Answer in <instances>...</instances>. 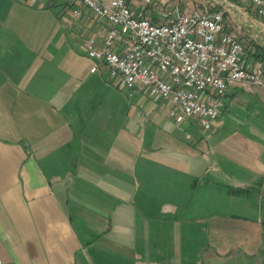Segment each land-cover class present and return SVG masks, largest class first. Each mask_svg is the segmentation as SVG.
Returning <instances> with one entry per match:
<instances>
[{
    "label": "crops",
    "instance_id": "crops-1",
    "mask_svg": "<svg viewBox=\"0 0 264 264\" xmlns=\"http://www.w3.org/2000/svg\"><path fill=\"white\" fill-rule=\"evenodd\" d=\"M236 3L257 28L252 7ZM67 10L64 0L35 7L0 0V261L188 264L194 227L206 219L193 210L227 199L264 210V127L255 123L263 133L256 137L219 135L224 103L209 130L185 123L196 130L176 129L166 140L161 132L173 128L143 121L142 146L132 145L130 111L121 121L107 93L97 97L104 78L89 73L84 42L70 38L76 20H67ZM83 16L75 17L82 27L89 25ZM234 84L225 99L246 89L264 111V88ZM258 222L252 234L244 228L245 235L213 239L201 224L197 264L235 256L231 245L212 248L224 239L242 243L250 257L256 241L264 247Z\"/></svg>",
    "mask_w": 264,
    "mask_h": 264
},
{
    "label": "built area",
    "instance_id": "built-area-1",
    "mask_svg": "<svg viewBox=\"0 0 264 264\" xmlns=\"http://www.w3.org/2000/svg\"><path fill=\"white\" fill-rule=\"evenodd\" d=\"M187 1L64 0L74 17L83 8L102 25L100 39L84 42L90 74L118 89H138L176 124L209 130L224 108L229 84L264 88V62L249 59L226 29L224 10L191 9ZM240 1L264 25V0Z\"/></svg>",
    "mask_w": 264,
    "mask_h": 264
},
{
    "label": "rangeland",
    "instance_id": "rangeland-1",
    "mask_svg": "<svg viewBox=\"0 0 264 264\" xmlns=\"http://www.w3.org/2000/svg\"><path fill=\"white\" fill-rule=\"evenodd\" d=\"M236 1L238 0L231 1L230 4H233V6H229L227 0H188L187 2H189V6L191 9H193L194 7L197 9H202V6L204 5L207 6L209 10H224L227 17L225 21L226 29L241 41V43L245 46L248 54L250 52H254L258 47L264 49V25L256 17L255 13H253V17L255 19L257 27L254 28L253 25H251L253 24V22H249L250 19H252L249 13H247V16H242L236 6H234L237 4ZM65 7L68 8L66 14L67 20H76V23L74 22L71 27V39L73 38L76 41H82L83 43L89 39L98 40L102 37V25L92 19L88 10L80 8V15H84L83 17L86 16L89 21V25H85L82 27L79 25V19L73 17V8L68 7L66 3ZM248 8L250 7H246L244 11H247ZM82 10H84V13ZM250 58L253 59L249 54V59ZM93 76L98 79H102L99 74H94ZM104 79H102L103 83L98 81L100 83V87L96 89L98 93L97 97H100L104 95V93H107V97H109L107 103L110 107L113 108V112L115 114L114 117L121 118V121L122 118H124V122H126L125 114L129 109V138L132 145L136 144L137 146H142L141 136L143 121L146 122L145 124H149V126H152L154 122L156 125H162L165 131L173 128L171 132L169 130L167 132L160 131L161 135L166 140H169L171 134L175 133L176 129L184 128V130H196V126L194 124L186 126L185 123H181L178 126H175V122L172 118L169 117L168 111L166 109H160L155 103H153V101L147 99L145 95L138 89H117L109 82H107L106 79ZM233 86H235L234 83L229 85L228 93H231V91L234 90L233 88H237V86ZM237 90L239 94L234 91V94H229L228 99L224 98V103L226 105L227 111L224 115H222V120H224L225 125L220 129L219 135L225 133L234 136L245 135V137H256L255 134H263L261 130H259L261 125L262 127H264L263 109L260 107L257 101L252 98L250 92H246V89ZM255 123H257L256 125L260 127H256ZM145 137L147 138L148 134H146ZM183 138H185V136H183ZM243 205L244 204L239 206L232 201H228L227 199L226 203L219 208L201 212L193 210L195 216L205 215L206 219L202 223L198 222L197 224L199 225H195L194 227L195 243L194 249L192 248V259H188V264H190V262H192L193 264H197L198 261L200 262L202 257L201 249L204 248L205 245L199 237L202 229V227L200 226L201 224L207 226L206 228L208 229V231L205 232V235L208 238H211L212 236V239L216 238L217 235H222L225 237H231L235 235L239 236V234L245 235L244 228L251 231L250 234H252L254 230L252 224L254 221L261 220V223L258 222V224L263 223L264 226V210L256 211L254 210V208L247 209ZM216 224H218L220 228L219 232H216V230H218L219 228H214V225ZM261 241L264 244V240L262 238L260 239V242ZM222 242L224 243H215L213 245L211 244V246H213L212 248H215L216 246H223L225 244L231 245L232 249L235 248V256L231 257L232 259L226 258L225 262L220 264H264V247L260 249V246L257 245V241L252 246L256 247V252L252 253L250 257L247 256L249 253H245V251L241 249V245H243L242 243L237 242L230 244L227 243V239H224Z\"/></svg>",
    "mask_w": 264,
    "mask_h": 264
},
{
    "label": "trees",
    "instance_id": "trees-1",
    "mask_svg": "<svg viewBox=\"0 0 264 264\" xmlns=\"http://www.w3.org/2000/svg\"><path fill=\"white\" fill-rule=\"evenodd\" d=\"M253 59L260 60L264 62V49L258 47L254 52L249 53Z\"/></svg>",
    "mask_w": 264,
    "mask_h": 264
}]
</instances>
